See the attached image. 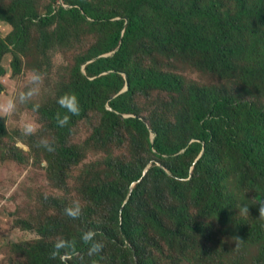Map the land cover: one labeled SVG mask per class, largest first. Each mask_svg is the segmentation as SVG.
Returning a JSON list of instances; mask_svg holds the SVG:
<instances>
[{"label":"trees","instance_id":"1","mask_svg":"<svg viewBox=\"0 0 264 264\" xmlns=\"http://www.w3.org/2000/svg\"><path fill=\"white\" fill-rule=\"evenodd\" d=\"M62 3L70 7L0 0V24L11 29L0 38V78L23 64L58 78L36 114L39 130L16 133L29 153L10 143L3 119L0 148L18 163H44L50 185L81 206L69 215L76 208L66 196L40 199L42 211L25 224L38 236L10 243L4 264H85L97 246L114 264H153L146 250L161 242L184 251L173 264L264 257L256 206L264 199V0ZM65 93L77 97L78 114L57 103ZM58 115L69 117L64 126ZM80 125L89 130L82 146ZM87 149L98 156L83 164ZM244 205L249 216L238 214ZM53 231L58 242L42 250L40 238Z\"/></svg>","mask_w":264,"mask_h":264},{"label":"rangeland","instance_id":"2","mask_svg":"<svg viewBox=\"0 0 264 264\" xmlns=\"http://www.w3.org/2000/svg\"><path fill=\"white\" fill-rule=\"evenodd\" d=\"M57 3H62V0H57ZM65 7L68 8L70 6L65 5ZM10 30V27L0 24V38L5 37ZM84 64L86 65V63ZM182 69L183 75L185 74L201 82L211 83L209 77L197 72L193 68L182 67ZM31 70L32 69H28V67L23 64L21 72L14 75L11 69H8L7 75L4 78H0V85L2 87V89L0 88V96H11L20 90H26L25 85L27 84V76ZM37 71L39 70L37 69ZM123 76L125 77V75ZM57 83L58 78L54 73H44L39 94L27 103L18 105L17 111L12 117H5L3 119L5 122L6 137L10 140V143L11 140L13 141L14 139L15 147L22 151L23 154H28L29 148L16 137V133L23 135L21 126L26 119L36 121V114L40 112L41 108L44 107V104L47 103L48 100L54 97L53 90ZM128 116L124 115L123 118ZM36 123L38 124L37 121ZM88 135L89 130H87L85 126L80 125L74 134V140L78 145L82 146ZM152 139L153 135L150 133V141H152ZM97 156V152L87 149L84 152L82 163L86 164ZM44 167V163L40 164V167L36 164H32L30 158H24L21 163L13 161L10 159L6 150L0 148V264H4V256L7 258L11 257L7 249L10 243H25L29 239L38 236L34 224H25H28L31 212L42 211L39 208L40 206H38L39 200L49 196H53L55 198L54 200H60L66 196L50 185L46 178V173L41 170ZM146 169H148V166L145 168L144 172ZM66 201L71 205L70 208L75 209L81 206L79 202H76L70 196H66ZM126 202L127 199L123 202L122 206H124ZM53 233L54 231L48 238H40L42 250H49L58 242L56 239L57 234L55 238L52 237ZM226 239L227 238H221L219 242L221 243ZM89 241L90 238H88L87 242ZM108 250L111 249L108 248ZM146 251H148V255L153 258V264H173L175 259L181 258L182 255L185 254L184 251H178L174 249V247L162 244V242L153 245V247ZM82 256L85 258V264H114L103 247H88V251ZM251 258L256 261L254 264H264V257L258 260V255L252 253ZM133 259L135 261L136 257L133 256ZM53 262H56L54 258Z\"/></svg>","mask_w":264,"mask_h":264},{"label":"clouds","instance_id":"3","mask_svg":"<svg viewBox=\"0 0 264 264\" xmlns=\"http://www.w3.org/2000/svg\"><path fill=\"white\" fill-rule=\"evenodd\" d=\"M60 5L63 8L65 7L63 3H60ZM42 82L43 75L39 71L33 69L28 73L27 84L25 85L26 90H20L11 96H0V119H4L5 117H12L16 113L18 105L25 104L33 97L37 96L40 92V85L42 84ZM57 103L60 105L61 108L66 109L68 113H71L73 115L79 113V102L75 94L65 93L64 95L59 97ZM57 119L58 124L60 126H64L68 122L69 117L64 116L63 118H60L58 115ZM39 127L40 126L36 123V121L31 119H26L21 126L22 133L25 136L35 134L39 130ZM44 146L47 147L50 151L53 150L51 145L48 143H45ZM201 154L202 153H200V155ZM256 206L258 207V217L260 219H264V199L257 201ZM67 211L69 215H75L76 211H78V208H76L75 211L72 209H69ZM238 214L243 216H249V206H241V208L238 210ZM92 235L93 233L91 232L87 233L88 238H91ZM233 239L236 246H238L239 243H242L239 237H234Z\"/></svg>","mask_w":264,"mask_h":264},{"label":"water","instance_id":"4","mask_svg":"<svg viewBox=\"0 0 264 264\" xmlns=\"http://www.w3.org/2000/svg\"><path fill=\"white\" fill-rule=\"evenodd\" d=\"M64 8H66V7H64ZM84 66H85V64L81 65V73L82 74H84ZM124 79H125V85H124V87H123V89L121 90L120 93L125 92L126 90H128V82H127L126 77H124ZM150 133H152V135L154 136L153 132H150Z\"/></svg>","mask_w":264,"mask_h":264}]
</instances>
